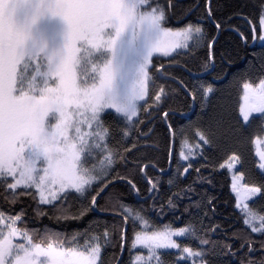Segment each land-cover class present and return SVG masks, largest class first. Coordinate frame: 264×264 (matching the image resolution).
<instances>
[{
  "label": "snow or ice",
  "instance_id": "1",
  "mask_svg": "<svg viewBox=\"0 0 264 264\" xmlns=\"http://www.w3.org/2000/svg\"><path fill=\"white\" fill-rule=\"evenodd\" d=\"M247 7L224 19L214 0H0V264H264V179L240 184L244 173H233L227 227L214 220L217 197L196 188L212 186L217 168L242 167L249 139L264 176V51L252 53L260 74L240 85L235 122L205 78L218 61L231 66L232 52L219 51L225 31L264 49V0L245 15ZM181 96L212 111L194 144L191 125L169 120ZM161 118L167 138H180L174 167L168 151L170 175L143 163V149H158ZM208 149L227 159L217 166ZM167 212L189 219H152ZM45 218L85 227L62 231Z\"/></svg>",
  "mask_w": 264,
  "mask_h": 264
},
{
  "label": "trees",
  "instance_id": "2",
  "mask_svg": "<svg viewBox=\"0 0 264 264\" xmlns=\"http://www.w3.org/2000/svg\"><path fill=\"white\" fill-rule=\"evenodd\" d=\"M193 0H182L183 4L192 3ZM203 3V0H200ZM214 3L218 5V13L217 15L221 18L226 19L229 16H232L233 13L238 9V6L247 3L249 7L244 9V14L247 15L251 9L252 0H214ZM234 26H240L244 22L242 20L233 19ZM174 27H178L179 25H172ZM242 30H244L242 28ZM247 35V32L245 33ZM229 50L232 52L231 59V66L226 63H220L218 61L217 67L215 72H212L210 75H206L205 78L208 79L210 82H215L216 87L221 88L222 91L216 98H214L213 103L215 104L217 101L222 102L227 106L229 111L231 112L232 121L235 122L236 118L239 117V108L241 104V97H242V89L240 85L243 83L245 78H252L253 76L260 74V64L261 61L259 59L253 60L252 53L259 54L260 52L264 51L260 47V44L257 43L255 46L251 45V41H249V46L245 47L243 43H241L238 36L231 32L225 31L220 37V46L219 51ZM251 62V63H249ZM192 68L193 72H197L198 68L195 65H189ZM227 73L225 80L223 81H214V77L217 75H223ZM177 75H181L184 78H188L186 73L177 72ZM235 74L236 79L233 81V75ZM228 81H232L231 85L229 86ZM222 98V99H221ZM170 106L172 109L175 110L174 114L170 113L169 120L173 125V128L179 127H187L189 125L192 126L188 139L190 144L196 143L195 139V129L200 128L203 130L205 124L209 120L210 116L212 115L211 109H209L206 113H201L199 107H193L192 102L190 99L184 97H176L172 101H170ZM199 120V123L197 122ZM156 136L158 138V149L157 148H145L143 151L147 155V159L143 161V163H156L157 168H164L168 170L169 175L171 174V169L169 168L168 162V151L171 149L172 151V161L173 167L175 164V160L178 158V154L180 151V138L177 137L175 141H172L170 138H167V130L166 126L161 118L156 122ZM141 143H144L143 141ZM148 144H152L153 141H148ZM207 154L215 155L216 157V164L217 166L220 163H223L225 159H227V155H221L214 152L213 149H208L206 152ZM230 154V153H229ZM244 163L243 166H240L241 172L244 173V181L245 183H258L261 179H264L260 170L256 167L258 163V158L255 155V147L252 145L250 139L246 143L243 149V157ZM149 175H159V173L155 172L151 169H145ZM191 171V170H190ZM202 172L205 176H208L209 173L202 169ZM195 174L192 173L187 179L182 181V185H186L191 182L192 177ZM168 177H163V181H166ZM231 177L229 171L220 170L217 168V171L213 174V185L209 186L207 184H197L196 188L197 191H204L211 195L217 197L216 203V215L214 220L217 223L223 224L227 227L229 220L227 219L233 211V207L235 204V194L231 190ZM138 187L141 190L144 189L145 184L144 182H139ZM164 189L167 191V185L164 184ZM121 192H124V189L120 188ZM175 191V189H173ZM194 199L196 197H193ZM124 199L128 203H134L133 199L129 197L126 193L124 194ZM25 203H29L25 201ZM188 203V201L184 200L181 202V206L183 204ZM31 215V212H29ZM100 215V214H97ZM176 216H180V213H176ZM211 216V213H209ZM91 216L88 217L90 219ZM101 218L104 219H112L108 216H102ZM152 219L155 220L157 224H168L173 223L174 227H182L183 222L189 219L186 215L182 216L180 220L174 221L173 214L167 212L165 215L156 217L155 215L152 216ZM206 224L209 222L208 220L204 221ZM43 224H50L47 218L43 220ZM34 227H40V224H33ZM51 227L57 228L58 230L62 231H72L75 229H82L85 227V222L80 223H71L67 225L65 228L64 225H57L55 223L50 224ZM259 238V237H257ZM214 239L222 240L223 237L217 234ZM182 243H188L194 246V241H181ZM238 247V244L236 245ZM126 255V254H125ZM225 264H238V260L233 257H225L224 258Z\"/></svg>",
  "mask_w": 264,
  "mask_h": 264
},
{
  "label": "rangeland",
  "instance_id": "3",
  "mask_svg": "<svg viewBox=\"0 0 264 264\" xmlns=\"http://www.w3.org/2000/svg\"><path fill=\"white\" fill-rule=\"evenodd\" d=\"M257 43H259V42H257ZM242 103H243V101H242V98H241V104ZM260 147L264 148V145H261ZM239 172H241L240 165H236L235 169H233L232 171H229L230 177L232 178L233 173H239ZM231 182H232V179H231ZM239 183L240 184H244L245 183L244 177H243L242 180L239 181ZM178 242H181V241H178Z\"/></svg>",
  "mask_w": 264,
  "mask_h": 264
}]
</instances>
